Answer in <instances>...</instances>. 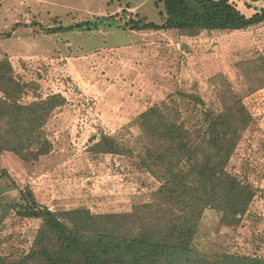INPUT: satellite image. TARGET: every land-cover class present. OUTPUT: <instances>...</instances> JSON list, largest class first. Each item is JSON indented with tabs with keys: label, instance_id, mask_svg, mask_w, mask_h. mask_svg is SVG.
<instances>
[{
	"label": "rangeland",
	"instance_id": "374dc122",
	"mask_svg": "<svg viewBox=\"0 0 264 264\" xmlns=\"http://www.w3.org/2000/svg\"><path fill=\"white\" fill-rule=\"evenodd\" d=\"M229 1L246 17L264 7ZM162 10L160 0H0V61L28 84L19 103L55 94L66 100L43 129L48 155L35 162L0 156V174H8L0 179V257L7 264H49L40 251L71 258L42 220L18 214L32 204L21 191L86 234L109 229L129 237L166 219L159 210L169 207L158 202L160 183L141 166L139 140L140 115L164 104L170 119L202 135L220 114L247 122L227 169L256 196L237 225L205 209L191 246L209 263L235 256L264 264V23L195 35L129 30L130 20L162 24ZM59 27L73 30L46 32ZM103 138L114 141L115 154L96 153Z\"/></svg>",
	"mask_w": 264,
	"mask_h": 264
},
{
	"label": "trees",
	"instance_id": "16d2710c",
	"mask_svg": "<svg viewBox=\"0 0 264 264\" xmlns=\"http://www.w3.org/2000/svg\"><path fill=\"white\" fill-rule=\"evenodd\" d=\"M165 17L162 24L143 19L128 22L131 31L167 32L195 35L199 32L241 31L264 23V7L246 17L229 0H160ZM252 3L264 0H251ZM78 24L74 28H81ZM73 28L47 29L49 34L67 32ZM28 84L13 77L8 61H0V156L9 152L26 161L35 162L51 152L50 143L43 138V129L54 111L66 104L63 96L55 94L43 100L22 105ZM165 104L140 115L142 168L159 183L156 198L162 222L144 224L137 234L118 237L109 229L86 234L85 228L69 229L47 208L35 207L30 190L21 191L24 200L32 204L18 214L23 218L42 220L44 229L55 238L61 254L40 251L36 254L49 264H258L247 258L225 256L209 263L191 246L202 213L209 208L221 214V223L237 225L246 214L256 193L253 188L227 169L239 139L238 131L247 122L240 116L220 114L210 118L205 132L194 130L165 113ZM203 123L208 118L201 114ZM210 117V116H209ZM238 121L244 122L239 124ZM243 125V128H239ZM242 127V126H240ZM209 134V135H207ZM209 136V138L207 137ZM96 153L115 154L114 141L103 138L95 144ZM36 148V149H35ZM8 177L7 172L0 179ZM0 264H7L0 257Z\"/></svg>",
	"mask_w": 264,
	"mask_h": 264
},
{
	"label": "built area",
	"instance_id": "2783aa9c",
	"mask_svg": "<svg viewBox=\"0 0 264 264\" xmlns=\"http://www.w3.org/2000/svg\"><path fill=\"white\" fill-rule=\"evenodd\" d=\"M85 105H86L87 107H89V110L92 111L93 108H92V106H91V100H90V99H86Z\"/></svg>",
	"mask_w": 264,
	"mask_h": 264
}]
</instances>
